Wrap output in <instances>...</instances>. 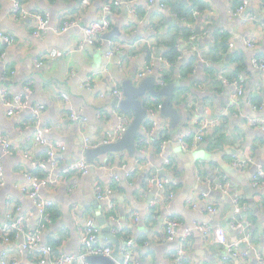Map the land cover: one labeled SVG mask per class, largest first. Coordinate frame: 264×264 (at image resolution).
Returning a JSON list of instances; mask_svg holds the SVG:
<instances>
[{
  "label": "crops",
  "instance_id": "crops-1",
  "mask_svg": "<svg viewBox=\"0 0 264 264\" xmlns=\"http://www.w3.org/2000/svg\"><path fill=\"white\" fill-rule=\"evenodd\" d=\"M112 1L22 0L26 9L48 13L51 28L59 27L67 17L79 21V27L64 34L51 31L46 38H36L32 34L34 22L18 19L12 0H0V33L14 38L10 47L0 39V88L6 87L10 94L16 95L29 87L31 106L43 107L40 127L49 130L48 146H35L33 136L38 125L32 111L11 115L0 102V132L8 135L17 149L9 156L0 146V166L5 177V184L0 187V220L11 214L25 218L31 227L45 226L41 246L56 243L60 254H74L78 251V226L92 217L99 226V210L111 219L106 212L107 202L96 197L95 187L112 185L118 219L115 229L124 226L127 237L137 242L135 259L140 264H176L178 239L185 228L195 223L209 224L213 243L208 244L195 231L188 248L191 264H195V259L201 264H219L226 255V247L217 242L218 229H223L228 242L235 243L239 233L231 223L244 218L252 222L254 247L249 259L239 258L238 263L231 257L229 264H261L257 257L264 256V186L255 188L253 176L264 167V132L251 126L249 120L264 119L263 72L254 62L257 54L259 59H264V0H247L245 13L236 16L224 0H156L151 8L144 1L123 0L120 6L113 7L109 16V32L117 28L119 34L107 38L108 32L95 47L81 49L79 44L85 38L83 27L100 20ZM194 3L199 6L194 7ZM195 8L199 12L197 16L193 13ZM187 10L189 21L184 24L176 18V13ZM173 23L182 28V35L175 40L183 49L180 64L192 62L193 67L176 85L173 105L182 118L178 127L173 129L171 119L159 114V123L165 124L168 131L165 136L170 139L165 152L145 156L137 149L133 160L127 152L110 154L96 159L88 174L68 176L55 188L41 190V197L56 207L54 220L47 222L35 200L22 190L29 183L26 174L32 170V161L26 154L34 159L45 158L49 149L63 145L65 151L58 152V166H50L55 179L62 177L69 162L85 159L88 147L101 143L118 125L112 89L116 85L122 88L121 79L132 78L136 82V74L147 62L150 46L154 47L155 58L167 52V45L174 43ZM187 28L193 31L189 37ZM160 39L166 45L159 44ZM246 39L254 40L253 50L246 45ZM109 40L119 41L127 49L117 51L110 71L103 72ZM4 50L6 57L2 56ZM53 50L59 52L56 59L49 57ZM202 58L206 59L205 63L200 62ZM39 63L42 65L38 66ZM158 69L159 64L155 71ZM239 77L243 79L244 94L240 103L232 106L231 83ZM89 81L92 87H84ZM180 81L182 87H187L183 89ZM63 93L68 95V100L61 96ZM159 101L163 103L164 98ZM72 111L79 112L83 120H73ZM211 118L218 119L219 126L209 128L206 140L195 151L183 150L178 136L193 135L200 120ZM234 156L251 158L252 163L246 168H233ZM166 157L172 159V166H165ZM107 163L109 168L99 167ZM202 173L212 183L228 176L225 191L209 195L207 185L198 178ZM154 174L177 178L179 190L174 199L170 200L164 190L149 185ZM115 175L120 177V182L114 181ZM204 194L209 195L208 200L203 198ZM9 199L11 205H7ZM235 200L239 201L238 205ZM208 204L217 208L215 217L208 213ZM136 217L139 221H135ZM169 217L181 223L178 237L173 241L166 238L165 221ZM115 236L121 245L124 235ZM99 239L116 251V244L104 238L102 231ZM19 245L17 242L11 252L20 264H39L34 256L22 254ZM2 251L0 244V254Z\"/></svg>",
  "mask_w": 264,
  "mask_h": 264
},
{
  "label": "built area",
  "instance_id": "built-area-1",
  "mask_svg": "<svg viewBox=\"0 0 264 264\" xmlns=\"http://www.w3.org/2000/svg\"><path fill=\"white\" fill-rule=\"evenodd\" d=\"M13 1V11L14 14L20 20H31L33 21V30L32 34L36 38H46L51 31L55 34H64L70 29L79 27V21L74 17H67L63 20L62 24L59 27L51 28V18L48 13L39 12V11H30L25 8L22 4V0H12ZM134 1H144L149 8L155 6L156 0H134ZM229 2L230 12L233 15L244 14L247 7V0H224ZM235 1H239L240 4L233 8ZM85 3H88V0H85ZM123 0H113L109 5L105 7V15L98 21H94L91 24L83 27V32L85 38L80 42L79 47L85 49L86 47H95L99 39L111 29V20L110 15L113 12V7H118ZM165 7V6H164ZM264 9V4H262ZM135 11V10H134ZM194 15L199 14L198 10H194ZM195 36H192L194 39ZM0 39L10 47L14 41V38L10 35L0 33ZM246 45L250 49L255 48V42L253 39H246ZM233 46V45H231ZM154 48V47H152ZM127 49L125 44H121L119 41L109 40L108 48L104 55V65L103 72H109L111 68L112 60L119 50ZM181 52V49H179ZM7 50L2 52V56L6 57ZM59 56L57 50H53L49 57L56 59ZM201 63H205L206 59L202 58ZM255 65L263 72L264 79V59L255 58ZM159 64V69L156 72L155 67ZM42 63H39L38 66H41ZM170 62L161 55L159 57L153 56L150 60H147L143 69H141L136 74V85L144 80L145 78L152 76L156 73V88L159 90L169 84L165 81L166 69L170 67ZM234 87L233 93L231 96L232 106H236L240 103L241 97L244 94L243 88V79L238 78L235 82L231 83ZM84 87L91 88V81L87 82ZM31 89L25 87L24 91L20 94L12 95L9 93L6 87L0 88V102L8 110V114L18 115L26 110H31L33 115V120L38 125L33 136V142L35 146L46 147L48 146V140L46 134L49 132L48 129L40 127L41 125V113L43 110L42 106H31L29 101V96L31 94ZM112 96L116 102L115 114L118 117V125L113 132V134H108L101 143H95L91 148H95L100 144H111L122 138V136L127 131L129 124L133 121L131 115L123 113L119 108V104L125 100V95L122 88L119 85H116L112 89ZM64 99L68 100L67 94L61 95ZM153 99H156L152 97ZM152 98L145 100L143 98L144 107L147 110L148 116L143 122L140 134L137 138V149L139 154L148 156L152 153L158 155H163L166 148L169 145L170 139L165 138L161 141L160 145H154V138L157 136H165V133H168L165 129V124L162 125L159 123V114H161L163 103H155ZM255 109H257L255 107ZM71 118L73 120H83L79 112L72 111ZM251 126L260 129L264 132V119L252 118L249 120ZM219 126L218 119H204L200 120L197 123L196 131L193 135L183 134L178 136V144L187 152H193L198 147L199 143H203L206 139V133L209 128H216ZM193 139L192 142H189V139ZM0 146L2 147L6 155H14L17 152V149L12 144L10 137L4 133L0 132ZM90 147H88L89 149ZM65 151L63 145H59L55 149H49L47 156L45 158L34 159L30 154H26V157L32 161V170L26 174L28 179V184L22 186V190L29 195L30 198L35 200L37 203L40 214L44 219L49 222L51 220V213L48 209L53 206V202L43 199L40 195L41 190H50L55 188L58 182H62L68 176H79L86 175L90 172L91 168L95 166L89 164L85 159L78 160L67 166L62 171V177L60 179H55L52 177V172L50 171V166H58V152ZM139 162V161H137ZM252 163L251 158H238L234 156L231 161V166L233 168H246ZM164 164L167 167L172 166L173 162L170 157L164 159ZM99 167L109 168L107 164H99ZM219 171V168L216 169ZM63 178V179H62ZM201 182H204L208 187L209 195L214 192H222L226 189V184L228 182V176H222L216 183H212L208 176L200 174L198 176ZM115 182H120V177L118 175L114 176ZM5 184V177L3 168L0 166V187ZM149 185L152 187H157L160 190H164L170 200L174 199L177 190H179V182L177 178H165L157 174H154L149 179ZM253 186L257 189H260L264 186V167L259 168L255 175L253 176ZM113 186L104 187L102 185H97L95 187V195L99 200L107 202V214L110 216L111 220H118L116 215V207L113 203ZM208 194H204L203 198L208 200ZM12 200L9 199L7 205H11ZM235 204L238 205L239 201L235 200ZM208 213L215 217L217 215V208L207 205ZM135 221H139V218L136 217ZM166 226V238L168 241L175 240L177 235V230L181 227V223L169 217L165 221ZM231 226L238 230L239 240L235 243H230L223 236V229H218L217 232V242L226 247V255L220 261L219 264H229L231 257L233 258H245L249 259L251 250L254 247L253 237L250 232L252 227V222L247 219L242 221L234 220L231 223ZM45 226L42 227H31L25 218L15 217L9 214L6 220H0V244L3 246V251L0 254V264H20V260L17 257H14L12 254L13 246L19 242V250L22 254H28L31 257L37 258L39 264H92L89 258L103 256L111 259L114 264H140L136 258V248L137 242L127 237L126 229L124 226L114 229L115 234L124 235V240L119 246V253L115 255L114 249L109 246L100 243V232L101 229L96 223V218L92 217L84 221L81 226H78V251L74 254H60L56 247H52L47 244L41 246L42 241V231ZM195 231H199L202 234L203 239L208 244L213 243L212 239V230L208 223H195L191 227L185 228L184 232L180 235L178 239V247L174 253V260L176 264H191V255L189 253V244L191 238L194 235ZM215 241V240H214ZM30 257V258H31ZM258 260L261 264H264V256L258 255Z\"/></svg>",
  "mask_w": 264,
  "mask_h": 264
},
{
  "label": "water",
  "instance_id": "water-1",
  "mask_svg": "<svg viewBox=\"0 0 264 264\" xmlns=\"http://www.w3.org/2000/svg\"><path fill=\"white\" fill-rule=\"evenodd\" d=\"M114 34H119L117 28L113 32H109L106 36L110 38ZM160 54H157L159 57ZM156 73L142 80L139 85L134 83L132 78L121 79L122 90L125 95V100L122 101L118 108L126 114L133 115V121L129 124L127 131L122 138L111 144H100L95 148H89L84 152L86 161L93 165L96 159H103L110 154H119L127 152L133 160L137 155V138L140 134L143 122L146 120L148 113L144 107L143 98L146 96L154 98H164L162 111L164 117L171 119V127L177 128L181 122V114L178 108L173 105L175 97L176 84L170 83L161 89L156 88ZM116 107V102L114 103ZM74 161L68 163V166ZM97 221L101 226L102 235L104 238L114 242L117 246L115 254L119 253L120 242L115 236L114 229L118 226L114 220L108 219L101 210L98 211ZM113 229V230H112ZM201 254L198 252V255ZM93 264H114V262L103 256L89 258ZM239 263L238 258H234ZM195 264H201L198 259H195Z\"/></svg>",
  "mask_w": 264,
  "mask_h": 264
},
{
  "label": "trees",
  "instance_id": "trees-1",
  "mask_svg": "<svg viewBox=\"0 0 264 264\" xmlns=\"http://www.w3.org/2000/svg\"><path fill=\"white\" fill-rule=\"evenodd\" d=\"M239 4H240L239 1H235L234 4H233V8H236ZM197 6H199V5L197 3H194V7H197ZM195 9H197V8H195ZM188 12H189V10H187L186 12L181 13V14L176 13V16H177L176 18L180 22L186 24L185 21H187V22L189 21V18L186 17V14H188ZM182 14H184V15H182ZM172 26H175V29H176V33L173 34V36H172L173 40H174V43L171 44V45H167V47H168L167 52H165L161 56L165 57L170 62V64H172L170 67H168L166 69L165 81H167L168 83H173V84L177 85L178 84V80L185 78L187 76L188 72L193 67V65H192V62H185L182 65L180 64L179 56L182 53L183 49H181V52L179 51L180 48L178 47V43L175 42V40H176V38L178 39L182 35V28L180 27L181 25L177 24V23H173ZM189 28H187L188 32H189L188 37H189V35L193 34V31H191V29H189ZM160 43H163V44L166 45V43H164V41L162 39L159 40V44ZM152 47L153 46H150L149 49H148L147 60H150L155 55V52L152 49ZM218 50H219V48H217V51ZM259 56L260 55L257 54L256 58H259ZM180 84H181V87H182V81H180ZM183 87L186 88L187 86H183ZM182 88H181V90H182ZM159 99H161V98H156V99H153L152 101L155 102V103H159L160 102ZM219 129H216V130H219ZM170 137H171V135H170ZM165 138H169V137L168 136H162L161 137L160 135L157 136L156 138H154V145L155 146L160 145L161 141L164 140ZM188 141L192 142L193 139L191 138ZM54 209H56L55 205L51 206L48 209V211L51 213V219H53V220H54V217H55ZM48 244L51 245L54 248L56 246H58V244H56V243H48Z\"/></svg>",
  "mask_w": 264,
  "mask_h": 264
},
{
  "label": "rangeland",
  "instance_id": "rangeland-1",
  "mask_svg": "<svg viewBox=\"0 0 264 264\" xmlns=\"http://www.w3.org/2000/svg\"><path fill=\"white\" fill-rule=\"evenodd\" d=\"M144 99H145V100L149 99V96H146Z\"/></svg>",
  "mask_w": 264,
  "mask_h": 264
}]
</instances>
